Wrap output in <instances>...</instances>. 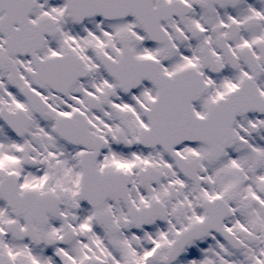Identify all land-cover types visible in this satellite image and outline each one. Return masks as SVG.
I'll return each instance as SVG.
<instances>
[{
  "label": "snow or ice",
  "instance_id": "1",
  "mask_svg": "<svg viewBox=\"0 0 264 264\" xmlns=\"http://www.w3.org/2000/svg\"><path fill=\"white\" fill-rule=\"evenodd\" d=\"M0 264H264V0H0Z\"/></svg>",
  "mask_w": 264,
  "mask_h": 264
}]
</instances>
